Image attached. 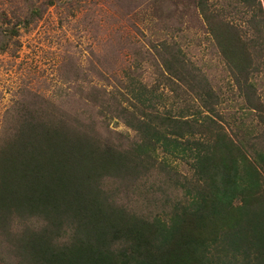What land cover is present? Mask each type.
Instances as JSON below:
<instances>
[{
  "label": "trees",
  "instance_id": "1",
  "mask_svg": "<svg viewBox=\"0 0 264 264\" xmlns=\"http://www.w3.org/2000/svg\"><path fill=\"white\" fill-rule=\"evenodd\" d=\"M195 1L244 108L264 122L257 90L264 0H227L222 14L211 0ZM233 7L247 16L233 21L228 12L227 20ZM28 15L39 18L36 8ZM147 42L161 51L134 43L136 55L159 65L157 85L172 98L129 70L123 89L132 112L118 110L124 93L119 102L106 92L135 139H104L78 112L79 101L67 112L34 96L6 111L12 126L0 134V230L17 264H264V148L227 132L213 82L174 45L175 54L165 41ZM87 100L99 103L94 93ZM158 149L189 158V178Z\"/></svg>",
  "mask_w": 264,
  "mask_h": 264
},
{
  "label": "rangeland",
  "instance_id": "2",
  "mask_svg": "<svg viewBox=\"0 0 264 264\" xmlns=\"http://www.w3.org/2000/svg\"><path fill=\"white\" fill-rule=\"evenodd\" d=\"M211 1L222 14L220 8L227 0ZM32 8L39 13L38 19L29 18ZM225 12L226 19L231 20L232 16L233 21L246 15L240 7ZM161 26L165 28L154 32L155 27ZM147 38L157 45L167 42L173 54L174 45L184 60L197 68V75L213 82L222 98V123L237 142L247 146L249 141L264 148V122L258 114L244 108L195 0H0V134L12 126L5 115L14 103L37 101L34 96H42L59 111L71 112L70 103L79 101L78 112L83 113L85 120L91 117L104 139L111 136L118 143L135 139L134 132L115 111L118 105L109 104L106 92L120 102L121 94H127L123 85L124 73L129 70L147 88H157L172 98L167 87L157 85L159 65L155 67L136 55L134 43L141 44V52L148 50L157 55L161 51L159 47L151 49ZM257 84L264 100V79L259 78ZM91 93L99 99L96 105L86 101ZM129 102L124 97L118 110L127 108L132 112ZM165 102L166 106L171 104L169 99ZM100 104L109 106L111 111L100 109ZM241 124L245 127L238 129ZM245 128L252 134L245 136ZM157 152L160 159L176 167L180 178H189V158L164 156L161 149ZM10 250L0 230V264H17L18 259L11 256Z\"/></svg>",
  "mask_w": 264,
  "mask_h": 264
}]
</instances>
